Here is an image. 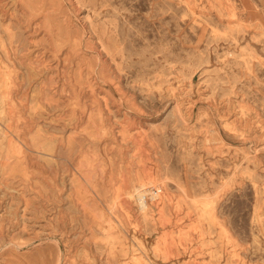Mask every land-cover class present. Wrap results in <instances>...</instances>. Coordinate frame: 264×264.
Returning <instances> with one entry per match:
<instances>
[{
  "label": "rangeland",
  "instance_id": "1",
  "mask_svg": "<svg viewBox=\"0 0 264 264\" xmlns=\"http://www.w3.org/2000/svg\"><path fill=\"white\" fill-rule=\"evenodd\" d=\"M25 1L0 0V264H264V0Z\"/></svg>",
  "mask_w": 264,
  "mask_h": 264
},
{
  "label": "bare ground",
  "instance_id": "2",
  "mask_svg": "<svg viewBox=\"0 0 264 264\" xmlns=\"http://www.w3.org/2000/svg\"><path fill=\"white\" fill-rule=\"evenodd\" d=\"M20 1H21V0H20ZM24 1H25V0H24ZM36 1H37V0H35L34 2L36 3ZM40 1H41V0H40ZM9 2H10V1H9ZM25 2H26V1H25ZM37 2H39V1H37ZM50 2H51V0H50ZM27 3H28V2H27ZM29 3H32V2H29ZM35 3H34V4H35ZM45 3H46V2H45ZM51 3H52V2H51ZM36 4H37V3H36ZM1 5H2V4H1ZM31 5H32V4H31ZM42 5H43V4H42ZM49 5H50V4H49ZM27 6H28V4H27ZM35 6H38V5H35ZM35 6H34V7H35ZM50 6H51V5H50ZM32 7H33V6H32ZM34 7H33V8H34ZM43 7H45V6L43 5ZM30 8H31V7H30ZM37 8H38V7H37ZM34 9H35V8H34ZM44 9H45V8H44ZM39 10H40V8H39ZM35 13H36V12H35ZM32 15H33V14H32ZM37 15L39 16L40 14H37ZM33 17H34V15H33ZM45 21H46V20H45ZM27 23H28V22H27ZM49 23H50V22H49ZM55 23H56V22H55ZM58 23H60V22H58ZM32 24H33V23H32ZM45 24H46V23H45ZM56 25H57V24H56ZM50 26H51V25H50ZM50 26H49V27H50ZM58 26H59V25H57V27H58ZM55 27H56V26H55ZM51 28H52V27H51ZM60 29H61V28H60ZM60 29H58L59 32H60ZM62 29H63V28H62ZM48 30H49V29H48ZM70 30H71V29H70ZM61 31H62V30H61ZM50 33H51V32H50ZM60 33H61V32H60ZM62 33H63V32H62ZM52 34H53V33H52ZM64 34H65V33H64ZM64 34H62V35H64ZM61 38H63V37H61ZM64 39H65V38H64ZM66 40H67V39H66ZM66 40H65V41H66ZM69 40H70V39H69ZM78 41H79V40H78ZM10 42H12V41H10ZM73 42H74V41H72V43H73ZM79 43H80V42H79ZM75 44H76V43H74V45H75ZM80 45H81V44H80ZM59 46H60V45H59ZM77 46H78V44H77ZM92 46H93V45H92ZM78 47H79V46H78ZM78 47H77V49H78ZM57 48H58V47H57ZM59 48H60V47H59ZM79 49H80V48H79ZM62 50H63V49H61V51H62ZM97 50H98V49H97ZM55 51H56V50H55ZM81 51H82V50H81ZM61 53H62V52H61ZM79 54H80V53H79ZM81 54H82V53H81ZM84 54H85V53H84ZM88 59H89V58H88ZM55 60H56V59H55ZM72 60H73V59H72ZM60 61H61V60H60ZM54 62H55V61H54ZM91 63H92V62H91ZM98 63H99V61H98ZM92 64H94V63H92ZM47 65H48V64H47ZM49 65H50V64H49ZM88 65H89V64H88ZM88 65H87V66H88ZM98 65H99V64H98ZM45 66H46V65H45ZM74 66H75V65H74ZM90 66H92V65H90ZM95 66H96V65H95ZM58 67H59V66H58ZM90 68H91V67H90ZM68 69H69V68H68ZM41 70H42V69H41ZM91 70H92V69H91ZM89 71H90V70H89ZM105 71H106V70H105ZM74 73H75V72H74ZM85 73H86V72H85ZM93 73H95V71H93ZM98 74H99V73H98ZM103 74H104V73H103ZM75 75H77V74H75ZM78 75H79V74H78ZM78 75H77V76H78ZM88 75H89V74H88ZM95 75H96V74H95ZM95 75H94V76H95ZM105 75H107V74H105ZM77 76H76V77H77ZM89 76H90V75H89ZM89 76H88V77H89ZM101 76H102V75H101ZM56 77H57V76H56ZM68 77H70V75H69ZM99 77H100V76H99ZM99 77H98V78H99ZM103 77H104V76H103ZM59 78H60V77H59ZM56 79H57V78H56ZM77 79H78V78H77ZM78 80H79V79H78ZM61 81H62V79H61ZM71 81H72V80H71ZM73 81H74V80H73ZM88 81H89V80H88ZM76 82H77V81H76ZM80 82H81V81H79V82H77V83H79V84L81 85ZM91 85H92V84H90V87H91ZM3 86H4V85H3ZM77 86H78V85H77ZM82 87H83V86H82ZM76 88H77V87H76ZM80 88H81V87H80ZM2 91H3V90H2ZM14 91H15V90H14ZM92 91H93V90H92ZM76 92H77V91H76ZM28 95H29V94H28ZM76 95H77V94H76ZM11 96H12V95H11ZM11 96H10V97H11ZM74 97H75V96H74ZM13 98H14V97H13ZM79 98H80V95H79ZM67 99H68V98H67ZM73 99H74V98H73ZM71 100H72V99H71ZM7 101H8V100H7ZM51 101H52V100H51ZM68 102H69V101H68ZM78 102H79V101H78ZM80 102H81V101H80ZM42 103H43V102H42ZM71 103H72V102H71ZM75 103H76V102H75ZM35 104H36V102H35ZM35 104H34V105H35ZM39 104H40V103H39ZM69 104H70V103H69ZM32 105H33V104H32ZM6 106H7V104H6ZM38 106H41V105H38ZM71 106H72V105H71ZM30 107H32V106H30ZM36 107H37V106H36ZM67 107H68V106H67ZM39 108H40V107H39ZM3 109H4V107H3ZM3 109H2V110H3ZM5 109H6V108H5ZM15 109H16V108H15ZM83 109H84V108H83ZM8 110H9V109H8ZM30 110H31V109H30ZM66 110H67V109H66ZM6 111H7V110H6ZM36 111H38V110H36ZM78 111H79V110H78ZM84 112H85V111H84ZM71 113H72V112H71ZM37 114H38V113H37ZM76 114H77V113H76ZM83 114H84V113H83ZM4 115H5V114H4ZM25 115H26V114H25ZM2 116H3V115H2ZM23 116H24V115H23ZM78 118H79V117H78ZM2 119H3V118H2ZM8 119H9V117H8ZM14 121H15V120H14ZM13 123H14V122H13ZM73 123H74V122H73ZM20 124H21V123H20ZM34 125H35V124H34ZM76 126H77V125H76ZM13 129H14V128H13ZM18 129H19V128H18ZM1 132H2V131H1ZM11 132H12V131H11ZM11 134H12V133H11ZM40 134H41V133H40ZM90 135H91V134H90ZM92 135H93V134H92ZM5 136H6V135H5ZM21 136H22V135H21ZM34 139H35V138H34ZM12 140H13V139H12ZM12 140H11V141H12ZM28 140H29V139H28ZM32 140H33V138H32ZM61 140H63V139H61ZM19 141H20V140H19ZM22 141H23V139H22ZM74 141H75V140H74ZM24 142H25V141H24ZM69 143H70V142H69ZM24 144H25V143H24ZM32 144H34V143H32ZM59 144H60V142H59ZM36 145H37V144H36ZM50 145H51V144H49V146H50ZM71 145H72V144H71ZM51 146H53V144H52ZM51 146H50V147H51ZM69 146H70V145H69ZM0 147H2V146H0ZM3 147H4V146H3ZM6 147H7V146H6ZM12 147L14 148V146H12ZM21 148H22V147H21ZM48 148H49V147H48ZM70 148H71V147H70ZM70 148H69V149H70ZM10 149H11V148H10ZM44 149H45V148H44ZM44 149H43V150H44ZM51 149H52V148H51ZM51 149H50V150H51ZM69 149H68V150H69ZM20 150H21V149H20ZM30 150H31V149H30ZM36 151H37V153H38V150H37V149H36ZM44 151H46V150H44ZM51 151H52V150H51ZM17 152H18V150H17ZM21 152H22V151H21ZM39 152H40V151H39ZM42 152H43V151H42ZM42 152H41V153H42ZM0 153H1V152H0ZM12 153H13V151H12ZM12 153H11V155H12ZM68 153H69V152H68ZM19 154H20V153H19ZM70 154H71V153H70ZM6 155H7V152H6ZM9 155H10V154H9ZM13 155H14V154H13ZM20 155H21V154H20ZM0 156H1V155H0ZM15 156H16V153H15ZM15 156H14V157H15ZM12 157H13V156H12ZM51 158H52V157H51ZM47 159H48V158H47ZM0 160H1V158H0ZM9 160H10V159H9ZM5 163H6V162H5ZM5 163H4V164H5ZM14 163H15V162H14ZM7 164H8V163H7ZM21 164H22V163H21ZM21 164H20V165H21ZM14 165H15V164H14ZM14 165H13V166H14ZM17 166H19V165H17ZM21 166H22V165H21ZM45 166H46V165H45ZM22 167H23V166H22ZM10 168H11V167H10ZM3 169H4V167H3ZM11 169H12V168H11ZM14 169H15V167H14ZM28 169H29V168H28ZM46 169H47V168H46ZM18 170H19V169L17 168L16 171L19 172ZM56 170H57V168H56ZM5 171H6V170H4V172H5ZM16 171H15V172H16ZM21 172H22V171H21ZM11 173H12V172H11ZM13 173H14V172H13ZM24 173H25V171H24ZM14 176H15V175H14ZM30 176H31V175H30ZM0 177H1V176H0ZM25 177H26V176H25ZM49 178H50V177H49ZM21 179H22V178H21ZM45 179H47V178H45ZM43 181H44V180H43ZM35 183H36V182H35ZM35 183H34V184H35ZM42 183H44V182H42ZM42 183H41L40 186H42ZM37 184H38V183H37ZM54 185H55V184H54ZM157 186H159V185H157ZM22 187H23V186H22ZM47 187H48V186H47ZM51 187H52V185H51ZM37 188H39V186H38ZM52 188H53V187H52ZM147 188H149V187H147ZM147 188H145V184H144V183H142L141 185H139L138 187L135 188V195H134V196H137V195H138V196H137V197H138V201H140L139 204H140V206L143 207V208H146L147 203L141 202V196H142V194H143L144 192H147ZM41 190H42V189H41ZM162 190H163V188H162ZM129 196H130V195H129ZM131 196H132V194H131ZM158 197H159V196H158ZM56 198H57V197H56ZM23 202H24V201H23ZM43 208H44V207H43ZM43 211H44V210H43ZM44 212H45V211H44ZM36 214H37V212H36ZM40 215H41V214H40ZM38 217H39V216H38ZM40 217H41V216H40ZM46 219H47V218H46ZM32 220H33V219H32ZM47 223H50V222H47ZM1 224H2V223H1ZM1 229H2V228H1ZM0 232H1V231H0ZM2 232H4L3 229H2ZM2 232H1V233H2ZM1 235H2V234H1ZM26 235H27V234H26ZM46 237H47V236H46ZM2 238H3V237H2ZM13 238H14V240L16 239L15 237H13ZM50 238H51V236H50ZM0 239H1V238H0ZM12 240H13V239H12ZM14 240H13V241H14ZM18 240H19V239H18ZM20 241H21V239H20ZM31 241H32V240H31ZM0 242H1V241H0ZM22 242H23V241H22ZM25 242H26V241H25ZM29 242H30V241H29ZM29 242H28V243H29ZM10 243H11V242H10ZM16 243H17V242H16ZM23 243H24V242H23ZM30 243H31V242H30ZM6 244L8 245L9 243H6ZM11 244H12V243H11ZM11 244H10V245H11ZM18 244H19V243H18ZM26 244H27V242H26ZM3 245H4V243H3ZM19 245H20V244H19ZM5 246H6V245H5ZM3 247H4V246H3ZM7 247H8V246H7ZM15 247H16V245H15ZM17 247H20V246H17ZM4 248H6V247H4ZM6 249H7V248H6ZM3 251H4V250H3ZM67 259H68V258H67ZM60 261H61V260H60ZM58 263H59V262H58Z\"/></svg>",
  "mask_w": 264,
  "mask_h": 264
},
{
  "label": "built area",
  "instance_id": "3",
  "mask_svg": "<svg viewBox=\"0 0 264 264\" xmlns=\"http://www.w3.org/2000/svg\"><path fill=\"white\" fill-rule=\"evenodd\" d=\"M162 188L157 185H152L147 188V192H144L141 196V202L151 203L158 200V196L161 195ZM140 202V201H139Z\"/></svg>",
  "mask_w": 264,
  "mask_h": 264
}]
</instances>
